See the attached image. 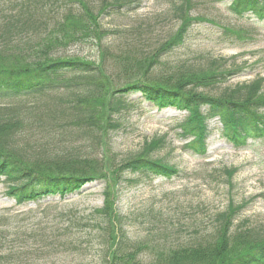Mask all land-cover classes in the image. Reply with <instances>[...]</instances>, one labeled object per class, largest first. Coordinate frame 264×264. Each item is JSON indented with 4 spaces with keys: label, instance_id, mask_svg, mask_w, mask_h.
I'll list each match as a JSON object with an SVG mask.
<instances>
[{
    "label": "trees",
    "instance_id": "trees-1",
    "mask_svg": "<svg viewBox=\"0 0 264 264\" xmlns=\"http://www.w3.org/2000/svg\"><path fill=\"white\" fill-rule=\"evenodd\" d=\"M83 1L87 0H70L66 5V0H20L0 17V184L7 185V197L24 206L47 198L64 199L89 184L104 183L103 207L84 218V226L95 233L97 244L92 249L100 246L99 264H264V229L250 227L245 221L236 225L242 207L234 204L216 215L211 234L190 243L133 240L125 230L130 216L117 209L115 187L142 178L172 181L181 172L147 151L116 164L103 150L104 134L120 127L115 118L133 93L158 109L186 113L177 127L181 137L189 140L184 149L194 155L207 154L208 122L213 120H218L221 135L229 144L237 150L246 149L250 142H264V94L255 89L246 96L237 89L240 85L213 92L234 72L208 69L181 78H157L148 70L116 88L104 63L60 52L71 42L97 37L103 32L104 16L130 5L127 0H112L97 10L89 9ZM220 1L229 3L231 13L238 17L251 15L264 21V0ZM191 2L182 0L175 7L181 26L162 46L164 53L182 45L198 21L190 18ZM160 54L151 61L146 58L141 70H152ZM28 132L40 137L37 146L30 147L36 150L34 158L19 144ZM58 136L65 144L81 140L85 147L57 150ZM114 167L116 185L112 188L108 174ZM80 225L73 220L65 233L47 245L49 251H81L75 238L67 239ZM161 228L160 235L169 239V230ZM4 259L0 255V264Z\"/></svg>",
    "mask_w": 264,
    "mask_h": 264
},
{
    "label": "rangeland",
    "instance_id": "rangeland-1",
    "mask_svg": "<svg viewBox=\"0 0 264 264\" xmlns=\"http://www.w3.org/2000/svg\"><path fill=\"white\" fill-rule=\"evenodd\" d=\"M17 1L20 0H0V17ZM127 1L129 7L112 10L102 18L104 34L71 42L60 54L104 63L116 88L139 74L144 76L148 70L150 76L157 78H181L189 77L194 70L208 69L234 72L213 92L222 93L240 85L237 89L246 96L250 97L255 89L264 94V21L251 15L238 17L224 1L192 0L190 18L198 21L193 23L182 45L164 53L162 46L181 26L175 7L182 0ZM111 2L83 1L89 9L97 10L103 3ZM69 3L66 0V5ZM158 52L161 53L158 64L152 70L149 67L141 70L146 58L151 61ZM127 99L129 104L115 118L120 127L104 134L106 156L118 164L147 151L181 172L172 181L144 178L137 181L133 177L134 182H122L115 187L117 166L109 171L111 187H115L118 197L117 209L130 216L125 230L133 240L190 243L211 234L216 215L230 204L242 207L236 225L245 221L250 227L264 229V142H250L248 148L237 150L222 137L218 120H213L208 122L211 133L207 154L194 155L184 149L189 140L181 137L177 127L185 119V112L158 109L145 102L139 93ZM137 101L144 102L133 105ZM32 134L28 132L19 142L31 155L36 150L30 147H36L40 139ZM56 139L55 149L60 151L85 147L81 140L65 144L59 136ZM104 187V183L94 182L64 199L53 197L17 206L6 195L7 185L0 184V255L5 258L2 264H99L100 246L92 249L97 244L95 233L84 226L87 224L84 218L103 207ZM73 220L76 224L81 222V228L73 229L74 235H68L67 239L75 238L83 249L73 254L49 251L47 245L65 233ZM158 222L169 230V239L160 235L163 233Z\"/></svg>",
    "mask_w": 264,
    "mask_h": 264
}]
</instances>
